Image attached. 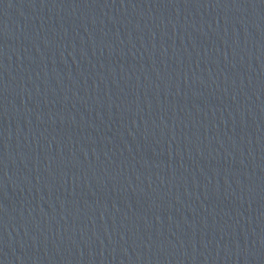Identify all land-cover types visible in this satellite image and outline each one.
I'll list each match as a JSON object with an SVG mask.
<instances>
[{
	"label": "water",
	"instance_id": "1",
	"mask_svg": "<svg viewBox=\"0 0 264 264\" xmlns=\"http://www.w3.org/2000/svg\"><path fill=\"white\" fill-rule=\"evenodd\" d=\"M0 264H75L37 193L1 106Z\"/></svg>",
	"mask_w": 264,
	"mask_h": 264
}]
</instances>
